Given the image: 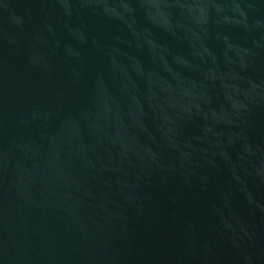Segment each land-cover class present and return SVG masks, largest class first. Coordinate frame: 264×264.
<instances>
[{
    "label": "water",
    "instance_id": "water-1",
    "mask_svg": "<svg viewBox=\"0 0 264 264\" xmlns=\"http://www.w3.org/2000/svg\"><path fill=\"white\" fill-rule=\"evenodd\" d=\"M0 264H264V0H0Z\"/></svg>",
    "mask_w": 264,
    "mask_h": 264
}]
</instances>
